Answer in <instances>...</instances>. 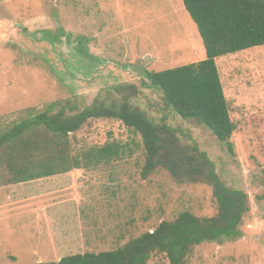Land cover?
I'll use <instances>...</instances> for the list:
<instances>
[{
    "label": "rangeland",
    "instance_id": "rangeland-1",
    "mask_svg": "<svg viewBox=\"0 0 264 264\" xmlns=\"http://www.w3.org/2000/svg\"><path fill=\"white\" fill-rule=\"evenodd\" d=\"M205 56L182 0H0V129L27 109L42 111L56 101L80 109L114 84H136L133 103L154 122L177 129L183 142L196 143L224 184L248 196L240 236L194 246L182 264H264V45L216 60L236 123L234 156L142 85L145 70ZM112 140L132 145V154L85 171L0 184V264L112 250L182 211L215 213L206 183H177L162 168L142 179L141 138L120 121L92 119L70 134L74 152ZM146 264L170 263L155 254Z\"/></svg>",
    "mask_w": 264,
    "mask_h": 264
},
{
    "label": "trees",
    "instance_id": "trees-1",
    "mask_svg": "<svg viewBox=\"0 0 264 264\" xmlns=\"http://www.w3.org/2000/svg\"><path fill=\"white\" fill-rule=\"evenodd\" d=\"M182 2L202 39L206 56L169 69L145 70L142 85L159 91L166 106L204 126L234 156L230 139L236 123L231 119L216 60L264 45V0ZM51 36L53 40L58 38L57 34ZM139 92L136 84L117 83L106 90L104 97L96 96L80 109L71 101L53 102L42 111L27 109V116L0 129V166L6 172L0 176V184L88 170L131 155L132 145L116 140L72 151L71 133L92 119H115L141 138L142 179L162 168L177 183H206L212 188L215 213L201 217L182 211L121 247L33 264H146L155 254H162L170 264H182L194 246L240 236L239 226L250 208L247 193L226 186L214 163L196 143L183 142L177 129L154 122L136 106L133 99Z\"/></svg>",
    "mask_w": 264,
    "mask_h": 264
},
{
    "label": "crops",
    "instance_id": "crops-1",
    "mask_svg": "<svg viewBox=\"0 0 264 264\" xmlns=\"http://www.w3.org/2000/svg\"><path fill=\"white\" fill-rule=\"evenodd\" d=\"M74 171H85L84 169H74V170H71V171H69V172H66V173H70V172H74ZM61 174H63V173H61ZM58 175V174H57ZM55 176V175H54ZM50 177H52V176H50ZM44 178H46V177H44ZM41 179V178H40ZM37 180H39V179H35V180H30V181H26V182H31V181H37ZM21 183H25V182H21ZM17 184H19V183H17ZM11 185H13V184H11ZM67 190H69V189H67ZM65 191V190H64ZM63 192V191H62Z\"/></svg>",
    "mask_w": 264,
    "mask_h": 264
}]
</instances>
